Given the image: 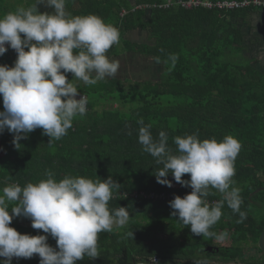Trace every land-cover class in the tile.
I'll use <instances>...</instances> for the list:
<instances>
[{
    "label": "trees",
    "instance_id": "16d2710c",
    "mask_svg": "<svg viewBox=\"0 0 264 264\" xmlns=\"http://www.w3.org/2000/svg\"><path fill=\"white\" fill-rule=\"evenodd\" d=\"M169 1L173 5L168 8ZM180 1L188 0H67L70 14H94L119 30L120 42L107 51L109 59L124 56L129 65L139 60L153 76L146 80L115 76L88 86L66 73L78 87L77 96L88 99L86 115L73 120L66 136L49 142L37 128L19 141L17 149L13 134L6 129L0 132V189L13 183L21 187L37 183L47 178L48 171L56 180L65 175L92 180L110 176L121 185L109 208H127V226L101 232L99 257L86 256L77 264H149L153 259L161 260L159 264H184L178 258L188 259L200 247L195 242L202 236L170 215L169 201L183 198L191 188L182 187L171 174L167 179L176 187L157 183L154 174L162 165L142 151L140 119L151 125L154 138L160 131L167 134L173 154L176 136L236 138L241 149L233 186L240 189L241 210L247 217L238 223L239 215L225 205L213 229L229 228L254 242L264 230V60L260 59L264 33L252 26L253 18L263 11L186 9ZM34 2L30 0L28 6ZM139 34L144 41L130 38ZM170 54L178 56L174 67L170 61L165 63ZM16 58V52L8 49L0 56V65L12 67ZM182 179L189 180L190 174ZM207 199L211 203L221 195L216 192ZM22 223L31 221L15 217L9 226L20 234L47 235ZM47 243L56 247L51 236ZM39 260L38 255L13 258L11 264H39Z\"/></svg>",
    "mask_w": 264,
    "mask_h": 264
},
{
    "label": "clouds",
    "instance_id": "9594fccd",
    "mask_svg": "<svg viewBox=\"0 0 264 264\" xmlns=\"http://www.w3.org/2000/svg\"><path fill=\"white\" fill-rule=\"evenodd\" d=\"M66 3L35 0L28 7L19 6L0 16V56L8 48L17 54L12 67L0 65V132L6 129L12 133L17 149L19 141L37 128L49 142L58 141L67 135L75 118L86 115L88 99L84 95L76 98L79 93L73 78L95 86L119 70L120 62L106 55L120 42L119 30L94 14H70ZM40 5L52 11H39ZM177 59L170 54L165 63L170 61L174 67ZM154 60L160 63L159 57ZM66 73L72 74L70 81ZM137 124L142 151L162 165L154 174L157 183L171 187L167 179L171 174L182 187L191 188L183 198L175 196L169 201L173 209L170 215L196 236L227 238V232L213 231L225 205L239 215L238 223L247 217L241 210L240 189L233 186L240 142L232 135L221 141L200 140L198 134L176 136L173 154L164 131L154 138L151 125H145L143 119ZM184 174H190V179H182ZM45 176L24 187L13 183L0 189V264L34 255L40 258L39 264H77L86 256L94 260L100 255L99 234L127 226V208H109V201L121 188L112 177L92 180L65 175L56 180L51 171ZM216 192L221 199L210 203L207 197ZM21 216L47 235L20 234L9 226L13 218ZM126 235L132 237V232ZM48 236L55 240V248L47 243Z\"/></svg>",
    "mask_w": 264,
    "mask_h": 264
},
{
    "label": "flooded vegetation",
    "instance_id": "af4514ba",
    "mask_svg": "<svg viewBox=\"0 0 264 264\" xmlns=\"http://www.w3.org/2000/svg\"><path fill=\"white\" fill-rule=\"evenodd\" d=\"M221 232H227V238L222 240L204 237L196 239L195 243L200 244V247L193 250V254L188 259L178 258V262L184 264L186 262L190 264H240V262L248 264L247 260L250 258L256 260L255 264H264V250L259 244L261 234L257 242H254L244 239L240 233L231 231L229 228L217 231V233Z\"/></svg>",
    "mask_w": 264,
    "mask_h": 264
},
{
    "label": "built area",
    "instance_id": "2783aa9c",
    "mask_svg": "<svg viewBox=\"0 0 264 264\" xmlns=\"http://www.w3.org/2000/svg\"><path fill=\"white\" fill-rule=\"evenodd\" d=\"M178 4L186 9H192V8H206L209 10L218 9V10H227V11H233V10H240V9H258L260 11L264 12V0H242V1H212V0H188V1H180ZM173 5L171 1L168 2L166 7H170ZM7 48V44L5 45ZM10 49V48H8ZM77 99L80 98V96L76 97ZM87 111H88V104H87ZM172 187H176L175 184L172 185ZM147 197L146 195H144ZM149 198L154 197L148 196Z\"/></svg>",
    "mask_w": 264,
    "mask_h": 264
},
{
    "label": "rangeland",
    "instance_id": "374dc122",
    "mask_svg": "<svg viewBox=\"0 0 264 264\" xmlns=\"http://www.w3.org/2000/svg\"><path fill=\"white\" fill-rule=\"evenodd\" d=\"M257 19H259V18H257ZM261 33H263V32L261 31ZM130 37L134 38V41H137V42L144 41V38H143L142 34L130 35ZM263 47H264V45L262 46V48ZM260 56H261L260 59L264 60V52ZM113 59L118 60L120 62L119 70H118V72H117V74L115 76L128 77V76L132 75L134 77V79H136V80H146V79H150L153 76L150 71H147V68H146L144 63H142L143 68L137 70L136 65H139V63L133 62L132 65H129L127 63L128 60H126V59L124 60V56L121 57V58L118 57V58H113ZM154 72H155V70H153V74H154ZM22 224L26 225L28 227H31V223H22ZM114 230H120V229H114ZM213 231H214V229H213ZM159 261L161 262V260L153 259L152 262L149 263V264H159ZM247 263L248 264H255L256 260L249 258L247 260ZM240 264H242V263L240 262Z\"/></svg>",
    "mask_w": 264,
    "mask_h": 264
},
{
    "label": "crops",
    "instance_id": "0c3cea01",
    "mask_svg": "<svg viewBox=\"0 0 264 264\" xmlns=\"http://www.w3.org/2000/svg\"><path fill=\"white\" fill-rule=\"evenodd\" d=\"M16 1L15 0H0V16H2L3 14H5L9 11H15V9L19 6H23V4H22L23 0H16ZM33 1H35V0H33ZM29 2H30V0H25V2H23V3H25V7H28ZM38 10L39 11H52V9L45 8L43 5L38 6ZM257 18H259V19H257ZM252 21H253V24H252L253 29L258 30V31L263 30L262 32L264 33V12H261L259 17L255 16ZM121 57H123V56H119V58H121ZM115 58H118V57H115ZM112 59L113 58H111L110 60H112ZM140 62H139V60H136V62H135V63H139V65H136L137 70L143 68V66L140 65Z\"/></svg>",
    "mask_w": 264,
    "mask_h": 264
},
{
    "label": "water",
    "instance_id": "95a60500",
    "mask_svg": "<svg viewBox=\"0 0 264 264\" xmlns=\"http://www.w3.org/2000/svg\"><path fill=\"white\" fill-rule=\"evenodd\" d=\"M259 244H260V247L264 250V230H263V232L260 235Z\"/></svg>",
    "mask_w": 264,
    "mask_h": 264
}]
</instances>
